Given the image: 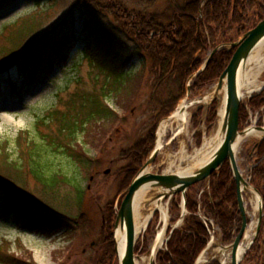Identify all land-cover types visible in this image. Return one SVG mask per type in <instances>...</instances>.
Segmentation results:
<instances>
[{"label":"trees","instance_id":"trees-1","mask_svg":"<svg viewBox=\"0 0 264 264\" xmlns=\"http://www.w3.org/2000/svg\"><path fill=\"white\" fill-rule=\"evenodd\" d=\"M88 1L99 7L104 4L109 16L115 14L116 32L135 46V52L143 58V63L141 69L130 76L115 74L110 70L109 66L117 65L119 59L110 61V64L91 61L94 72H108L106 76L113 80L109 87L96 91L90 97L79 91L73 92L70 98L59 100V105L64 108L55 106L37 119L35 124L38 134L35 137L32 130H27L18 136L15 148L10 147L8 142L0 143V218L31 231L54 233L64 229L72 232L74 228L77 232L90 221V215L84 211L86 188L79 184L76 176H69L53 167L49 154L68 153L86 178L91 179L102 161L99 155L104 152L102 150L119 123L124 121L123 117L116 115L109 107L107 96H116L122 92L133 93L136 89L134 98L143 79L146 63L150 65L155 89L170 82L177 90L175 96L167 91V101L160 97L161 89L151 95L149 110L152 125L148 126L144 136L120 152V159L125 160L118 172V176L122 178L118 185L120 193L129 186L151 152L158 122L171 113L183 97L187 78L200 67L209 49L234 41L264 19V0H166V6L162 9L157 7L159 0H152L148 1L151 4L142 9L134 8L122 13L108 7L113 4V8L117 10V0H107L109 5L104 0ZM11 2L12 0L6 5ZM82 2L81 0V4ZM84 2L85 6L90 7L86 0ZM73 22V17L68 16L60 26L27 44L29 47L25 49V54L14 57L16 60L13 58L16 50L14 47L21 45L23 31L9 34L1 31L0 36L6 34V40L11 43L14 39V42L9 46H0V95L5 84V73L15 61L23 60L32 64L20 68V72L40 66L52 69L63 65L68 56L67 49L76 40ZM33 26L34 23L30 25ZM26 27L30 29L29 25ZM99 29L101 33L98 36L102 37L105 44H111L110 47L118 46L119 38L112 35L106 27ZM89 45L90 41H86L85 46ZM84 48L82 54L85 57ZM233 52L234 50L228 49L218 51L205 71L193 80L192 91L198 93L214 82L230 62ZM78 66L79 62H73L68 68ZM25 77L32 81L39 78V75L28 73ZM23 79L24 82L28 81ZM10 85L9 92H15L16 84L13 82ZM251 102L254 106L262 104L260 97ZM211 114L208 117L210 124L216 117L215 111ZM246 116L241 107L240 125H243ZM194 120L198 123V116ZM42 126L47 130H42ZM80 133L85 134V140L92 137L99 142H93L98 152L96 156H91L77 142ZM253 146L256 150V166L251 171V183L264 199V140ZM222 167L219 172L213 173L210 189L201 194V199H198L199 191L194 187L187 193L189 213L182 226L172 232L166 248L159 252L157 264H194L206 247L209 233L198 215L199 204L205 215L219 227L224 243L231 242L240 231L242 223L237 212L236 184L228 163ZM32 178L37 182L42 197L36 196L31 189ZM178 210V198H175L172 211L177 213ZM105 211L108 233L97 244L100 256L96 259V264H116L112 247L114 203L107 205ZM69 218L75 222L71 228L68 227L71 225ZM144 248L146 249V245ZM139 250L140 243L136 252ZM15 260L14 264H22L20 260ZM210 264L219 263L213 261ZM241 264H264V216L259 235Z\"/></svg>","mask_w":264,"mask_h":264},{"label":"rangeland","instance_id":"rangeland-1","mask_svg":"<svg viewBox=\"0 0 264 264\" xmlns=\"http://www.w3.org/2000/svg\"><path fill=\"white\" fill-rule=\"evenodd\" d=\"M9 1L0 0V32L5 31L4 33L9 34V32H19L22 30L24 33L22 39H20L21 45L14 47V50H16L14 51L13 58L23 56L30 42L40 39L47 31L60 26L70 15L74 21L76 40L67 49L68 56L65 61V66L53 67L52 69L40 66L39 68L22 70L20 72V68L32 64L23 60L13 62L15 58L13 59L11 68L6 74L5 85L0 95V143L8 142L10 147L15 148L18 136L27 130H32L31 133L35 137L38 134V129L35 124L37 119L43 117L55 106L61 107L59 100L70 98L73 92L79 91L87 97H90L96 91L109 87L113 80L106 76L108 72H94L95 68L91 65V61L92 63L101 61L102 63L110 64V61L119 59L121 61H118L117 65L114 67L109 66L113 73L119 75L127 74L131 76L141 69L143 58L135 52V46L131 42L116 32V28H114L117 25L114 18L115 14L107 15L110 13L105 10L104 4L99 7L97 4L86 0L89 3L88 6H90L87 7L85 6V0H82V4L81 0H12L9 5H6ZM104 1L108 4L107 0ZM148 1L150 2L152 0H117L115 3L116 8H118L117 10L113 8V4H108V7L115 10V12L122 13L123 11L134 10V8L142 9L146 5L151 4H148ZM159 1L158 8L162 9L166 6V0ZM150 10L152 9L150 8ZM32 23H34V26L30 27ZM27 25H29L30 29L26 27ZM101 27H106L112 35L119 38L118 46L110 47L111 44L107 43V45L104 43L102 37L98 36L101 33V29H99ZM6 34L0 36V46H9L14 42V39L11 43L8 42L5 38ZM86 41H90L91 45L86 47ZM262 46L261 56L264 55V45ZM83 48L85 49V57L82 54L84 52L82 51ZM257 50L255 49L253 54H257ZM73 62H79V66L74 69H69L68 67ZM261 64H263L261 69L259 71L258 69L255 70L256 75L252 78V80L256 79L257 86L264 84V62L261 61ZM250 66L248 63L245 74ZM28 73L38 74L39 78L31 81L25 77ZM23 78L28 81L24 82ZM142 78L134 98L133 93L136 89L133 93L122 92L116 96H107L106 102L109 107L116 115L123 117L124 121L120 122L117 126V129L121 128V132L118 133L117 130H114L115 132L112 133L104 150H102L104 152L99 155V158L102 160L101 165H98L91 179L86 178L74 158L68 153L49 154L53 167L57 170L61 169L63 173L69 176H76L79 184L86 188L87 194L84 211L90 215V221L86 222L77 232L72 228V232H66V230L62 229L58 232L51 233L49 231H31L27 228L16 226L12 221H5L0 218V264H14V259L20 260L22 264H96V259L100 256V250L97 244L108 233L105 207L111 203H114V206L116 205L117 202L115 203V201L119 193L118 185L121 182L120 180H122L118 176V172L125 164V160L120 159V152L123 149H128L138 139L144 136V133L148 130V126L152 125L151 121L153 120H151L152 115L149 110L151 109V95L160 92L159 89H161L160 97L165 101L168 100V90L171 96L177 95L176 87L174 88L170 82H167L165 86L162 85L161 88L159 86V88L157 87L155 89V81L151 74L150 65L147 63ZM218 78L198 93L192 92L188 99H185L187 95V89L185 87L183 98L179 102L185 99L186 102L190 103L191 100L200 99L208 95L216 86ZM9 79L16 84V90L13 93L9 92V88L6 85ZM250 95L252 96L250 97ZM255 95V92L252 94L247 93V98L244 100V103H247V112H245V115L248 116V122L250 123L247 127L256 124V122H258V125L264 126V119L261 122L259 121L264 115L263 105L259 104L254 106L250 102L251 99L253 100L255 98ZM216 106L214 107L210 104L206 110L204 108L198 109L196 105L190 106L187 109V125L184 127L185 129L181 137H176L180 139L179 142H172V144L166 146V140L178 128V121L172 127L168 128L164 141L166 142L165 147L161 149L154 166L151 168V172L155 173L158 169L161 172L182 171L192 165V156L195 155L196 150L203 146L206 139L215 135L217 130L216 119L210 128L208 125L201 124L195 130L193 128L194 124L191 122L193 115H196L197 111H200L199 115H205V118L207 115H212L211 113L213 111H215V115H219L220 107L217 102ZM162 122L164 121L162 120ZM108 128L106 125V129ZM41 129L47 130L45 126H42ZM262 135L261 133H254L243 141L241 148H247V157L250 155H253V157L256 156V150L251 147L254 141L261 139ZM199 138L201 139L199 140ZM77 142L86 148V151L91 156L98 154L93 143L96 141L92 137L89 140H85V134L80 133L77 136ZM96 143L99 144L98 141ZM171 162H175L182 167L180 169L173 167L170 170ZM237 162L238 165H241L243 162L239 154ZM251 163H254L253 159H251ZM249 165L252 167L250 163ZM244 169V167L241 168L243 174ZM106 170H109V173H106ZM31 180V189L35 192L36 196L42 197L41 191L37 187V182L33 178ZM124 190H122L123 193H125ZM123 198L124 195L121 197L120 202H122ZM246 200L248 219L251 222L252 228L255 229L257 215L256 217L253 216V218L251 216L253 207L249 192L247 193ZM162 206L170 212V202L164 203ZM153 207V204L139 205L142 220L152 215ZM10 217H13V215ZM68 222H71V225L68 226L69 228L75 224L71 219ZM165 222L162 212L157 211L148 224V227L150 226L154 230V237L150 238L151 235L145 234L146 232L144 230L138 234L140 239L143 237L144 243L147 241L149 243L147 249L143 247V242L140 244L138 253L141 256L150 258L149 249L154 242L155 236L165 227ZM172 222H174L173 219ZM113 230L114 223L112 232ZM165 234L163 236L164 238L166 237ZM112 247L114 249L113 242ZM143 249H145L144 252H142ZM114 259L116 264H118L117 258L115 257Z\"/></svg>","mask_w":264,"mask_h":264},{"label":"water","instance_id":"water-1","mask_svg":"<svg viewBox=\"0 0 264 264\" xmlns=\"http://www.w3.org/2000/svg\"><path fill=\"white\" fill-rule=\"evenodd\" d=\"M262 43H264V19L259 22L254 28L244 33L236 41L232 43H224L217 46L207 57L206 61L200 67V69L191 75L187 81V95L185 99H188L191 94V81L196 78L201 72H203L213 57L222 48L235 49L233 56L218 78L216 86L210 91L208 95L201 97L200 99L191 100L190 103H185L183 99L176 111H174L165 120L176 118L178 111L187 110L190 106L196 105L197 108H208L213 102H217L220 107L217 121L221 119L220 112L223 107L222 121L217 133L216 147L209 155L207 159L199 163L193 169L189 170L188 167L185 170L177 171L162 175H152L147 170L153 167L155 159L159 156L162 146L159 141V129L156 132L155 147L150 153L148 159L138 171L129 187L125 190V195L118 207V200L116 203V219L114 223L113 242L114 250L118 259V264H137V260L141 258V255L135 253V244L137 241V233L134 226V210L136 205H150L153 204L152 215L146 226L142 229L147 230L150 220L153 218L155 212H161L160 206L168 202L173 196L181 195V215L177 222L173 225L170 232L179 227L184 221L187 215V200L186 192L194 184L206 181L207 185L210 183L211 175L213 172L218 171L219 167L229 162L233 178L237 186V200L238 210L242 217V227L238 233L236 239L229 245L222 246V252L226 250L231 251L230 264H240L246 252L251 248L256 240L260 231L262 217H263V199L258 190L253 187L242 175L238 163H237V149L243 139L248 136L260 132L261 138H264V127H248L242 131L239 130V114L241 102L243 99L242 81L244 79L245 70L248 59L251 53ZM185 124V121L183 122ZM182 129L180 128L174 135L167 141L166 146L172 144V142H179L180 139L176 138L177 134L181 137ZM117 132H121V128L117 129ZM109 173V170H106ZM256 193L259 198V205L257 209V224L254 230L252 239L247 242L248 233V220L247 209L244 204V194ZM165 226L168 228L169 220H165ZM141 230V231H142ZM162 229L155 237L153 244L149 249L150 260L149 264H154L157 254L159 252V243L163 233ZM124 232L125 243L123 251L120 250V234ZM210 244V243H209ZM208 248V247H207ZM206 250V249H205ZM204 250V251H205ZM203 251V252H204ZM212 259H218L217 255H212L209 259L203 262L207 264ZM201 260V255L196 260L195 264H198Z\"/></svg>","mask_w":264,"mask_h":264},{"label":"bare ground","instance_id":"bare-ground-1","mask_svg":"<svg viewBox=\"0 0 264 264\" xmlns=\"http://www.w3.org/2000/svg\"><path fill=\"white\" fill-rule=\"evenodd\" d=\"M262 45H264V44L262 43L260 46H258V48H256V49H258L257 54L254 53L252 56H250L249 64L251 66L249 67V70L247 71V73L244 76L245 79H243V81H242V89H245L246 92L248 90V93L252 92L253 90L259 89V86H257V84L255 82L256 79L252 80V78H254L256 75L255 70L258 69V71H259L261 69V66L263 65V64H261V61L264 62V55H262V56L260 55V53L262 52V49H263ZM222 114H223V107L221 108V112H220L221 119L219 120V123H218L219 126L221 125ZM187 115H188V113H187V110H185V109L178 111L174 121L168 120V121H165L164 123L161 124L160 130H159V141H158V143L161 146L164 144L165 135H166L168 128L172 127L174 125V123H176L178 121L177 130H179L181 128L182 122L185 121ZM217 133H218V131L216 132V134L214 136L207 139L205 141L204 147L201 150L197 151L194 156H192V162L193 163L190 166V168H188L189 170L193 169L195 166L199 165V163H201L202 161H204L205 159H207L209 157V155L212 153V151L216 147ZM255 134H260V133H255ZM173 167L180 169L182 166L177 165L175 162H171L170 163V170L173 169ZM250 201H251V204L253 207V212L251 215L253 218V216H255V214H256V211H257V208L259 205V198H258L256 193L250 194ZM160 210L162 212L163 219L166 220L168 217L167 209L164 206H160ZM133 215H134V226L136 229V233L138 234L140 232V230H142L146 226L147 222L150 219V216H147L145 219L142 220V213L140 212L139 205H136ZM253 230H254V228H252V226H250V229L247 233V242H249L252 239L253 234H254ZM164 231H165V228L163 230V233H164ZM163 233H162V236H163ZM162 236H161V239H162ZM124 243H125V234H124V232H121L120 242H119V246H120L121 251H123ZM214 252L222 253L221 261L223 264H229L230 263V260H231V251L230 250H226L225 252H222L221 248L218 247L214 250ZM148 261H149V257H147V258L143 257L137 261V264H148ZM203 261L204 260L202 258L199 261L200 264H203Z\"/></svg>","mask_w":264,"mask_h":264},{"label":"flooded vegetation","instance_id":"flooded-vegetation-1","mask_svg":"<svg viewBox=\"0 0 264 264\" xmlns=\"http://www.w3.org/2000/svg\"><path fill=\"white\" fill-rule=\"evenodd\" d=\"M260 97H264V91L262 92V94H261ZM196 116H198V115H195L194 118H196ZM225 164H226V163H225ZM225 164H223V167H224ZM223 167H222V168H223ZM96 244H97V242H96Z\"/></svg>","mask_w":264,"mask_h":264}]
</instances>
